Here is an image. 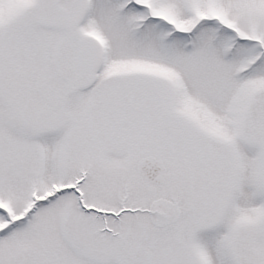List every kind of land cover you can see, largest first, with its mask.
I'll list each match as a JSON object with an SVG mask.
<instances>
[{"label":"snow or ice","instance_id":"snow-or-ice-1","mask_svg":"<svg viewBox=\"0 0 264 264\" xmlns=\"http://www.w3.org/2000/svg\"><path fill=\"white\" fill-rule=\"evenodd\" d=\"M0 264H264V0H0Z\"/></svg>","mask_w":264,"mask_h":264}]
</instances>
